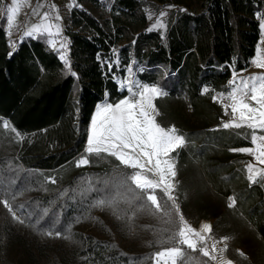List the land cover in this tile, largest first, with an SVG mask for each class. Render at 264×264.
Instances as JSON below:
<instances>
[{
	"label": "trees",
	"instance_id": "trees-1",
	"mask_svg": "<svg viewBox=\"0 0 264 264\" xmlns=\"http://www.w3.org/2000/svg\"><path fill=\"white\" fill-rule=\"evenodd\" d=\"M74 1L81 7L69 10L64 35L75 76L41 37L23 38L11 49L0 14V118L20 134L18 157L9 169L15 186L40 181L42 188L50 187L52 182H45L43 175L63 170L83 151L97 103H117L127 95L114 79L115 68L108 67L107 58L119 47L120 65L132 63L137 80L165 91L167 121L158 116L157 122L174 126L185 136L184 146L173 153L181 213L192 220L212 218L211 232L217 237L230 236L227 225L233 224L240 233H251L264 253L263 189L247 179L245 156L233 151L250 145V132L244 136L239 130L223 128L222 108L213 100L215 93L226 89L233 72L249 67L259 40L257 15L264 13V0H155L184 8L169 18L164 37L147 29L141 0ZM156 103L162 109L159 100ZM97 157L89 154V167L65 184H88L83 199L89 203L114 193L123 179L117 171H96ZM157 195L163 194L157 190ZM46 197L38 194L25 205L37 202L44 207ZM230 197L236 201L233 207L227 203ZM63 209L56 206L44 215L45 228L62 231L74 220L76 209ZM5 232L8 245L21 253L8 264H37L41 248L12 227ZM85 237H80L83 255L92 264H131L130 256L120 252L115 242L107 252L102 241ZM143 256L149 255L134 258ZM231 258L240 264L237 256ZM64 262L60 258L56 263Z\"/></svg>",
	"mask_w": 264,
	"mask_h": 264
},
{
	"label": "rangeland",
	"instance_id": "rangeland-1",
	"mask_svg": "<svg viewBox=\"0 0 264 264\" xmlns=\"http://www.w3.org/2000/svg\"><path fill=\"white\" fill-rule=\"evenodd\" d=\"M143 11L147 18V29H152L158 22L162 23L164 27L154 28L162 37H164L169 18L172 17L176 12L184 10V8L173 2L158 3L155 0H141ZM19 6V11L15 15L14 24L15 26L11 29V35L8 34L9 26L7 21V15H10V9ZM53 6H55L53 8ZM75 6L81 7L75 3L74 0H16V4H13V0H1L0 14L4 18V29L6 36L9 40L10 47L12 48L16 43L26 37H41L47 43H49L54 51L57 52L59 58L61 56L66 57V49L68 48V40L64 35L65 19L69 10ZM83 8H85L83 6ZM87 8V7H86ZM37 13V14H34ZM161 12L165 15L161 16ZM47 13L48 19L42 21L43 15ZM59 15L60 19L56 20L55 17ZM151 16V19L149 18ZM260 34L259 40L256 45L255 55L251 58L249 65L251 70L254 69V74H264V69L257 68L252 61L257 56V50H260L261 54H264V29L261 28V22L264 20V13L258 14ZM43 22L44 24L51 25V34L45 32L42 35L26 36L25 31L29 30L33 25ZM57 26H59V33H57ZM51 48V47H50ZM118 48H114L111 51L109 59L107 58L108 65L112 64L115 68L116 74L114 79L117 82V78L124 79L129 76L126 71L128 67H132L133 64L120 65V58L118 56ZM52 49V48H51ZM65 62L63 59H61ZM134 79H137L134 76ZM118 84V83H117ZM153 86V85H149ZM232 87V84H230ZM119 87V85H118ZM120 88V87H119ZM127 92V90L125 89ZM164 93L165 91L162 90ZM166 94V93H165ZM165 94L161 95L154 100V104L159 113L158 116L164 117L163 122L167 121L166 113L167 104L165 101ZM220 94H224L220 97ZM125 97H128V92ZM217 99H214L216 103H221L224 99L228 100L227 93H217ZM76 96L74 95L73 101ZM157 100H159L162 109L157 106ZM229 101V100H228ZM175 105V103H172ZM229 112V109H228ZM157 116V117H158ZM156 117V119H157ZM0 121L7 122L9 127L5 128L3 123H0V264H8L9 261H17L20 258L21 253L17 252L14 247L9 246L6 239V228L12 227L19 234L21 233L26 237V241L30 242L31 245L39 246L40 253L37 255V264H57V260L62 258L64 264H92L86 255H83L84 246L80 239H87V235H92L94 238L103 242L106 247L105 250L109 252L111 250L112 242H115L119 247L120 252L130 256L131 264H153V254L161 250V245L157 244L159 233L154 234L155 229L169 227L163 224L159 219L150 215L146 210L143 212L136 211L135 208H129L125 204H120V208L127 211V217L117 219L116 215L109 208L101 209L93 207V204L97 200L92 202H85L83 195L88 191V184L82 183L78 186L67 187L66 181L70 180L76 173L85 171L89 167L90 162L87 165L80 167L76 166V162L81 158H87L89 160L88 153H82L76 156L70 164L63 170L57 173H50L48 176H44L45 182H52V185L48 188H42V182L38 181V184L29 187H16V180L11 174L14 166L12 163L18 157L17 150L19 147L20 138L12 131L10 123L0 118ZM173 126H167L169 128ZM247 128V127H246ZM251 133V131H249ZM246 132L242 135L245 136ZM258 135L264 133H257ZM249 134V139H250ZM259 143V141H258ZM255 145L251 148L255 149ZM103 157V158H101ZM114 157L100 156L97 157L94 162V168L96 171H117L131 172V169H125L122 165L116 163ZM244 170L246 176H249L248 165H252L254 169H264V164H260L254 155L246 154L244 158ZM177 183V182H176ZM175 183V184H176ZM256 183H258L263 189L264 195V178L257 176ZM42 188V189H41ZM179 204V196L175 193ZM44 195L45 205L40 207L39 204L33 203L25 205L26 202L36 195ZM13 195L15 199H13ZM7 199L15 211L16 217L14 219L12 214L6 209L2 203L3 200ZM80 199V200H79ZM80 202V203H79ZM230 199H227V203H230ZM23 206V207H20ZM63 206V211L66 212L69 208L76 209L73 213L74 220L65 227L61 232V237L55 236L56 230L53 228H45L43 224L44 215L53 207ZM32 209V211L30 209ZM38 211L42 212L41 215ZM32 212H34L32 216ZM135 212V216L132 219L128 217L132 216ZM36 214V215H35ZM20 220L23 223L19 222ZM38 222V223H37ZM70 227V233L67 229ZM229 228L228 236L226 241L222 238L225 236L217 237L212 234V237L218 240V244L221 248L226 247V253L232 257L237 256L241 261L240 264H259L264 262V253L260 252V244L254 239L251 233H248L243 229L244 233H240L237 226L230 224L227 225ZM52 231L53 236L49 237L44 235L45 232ZM64 235H70L71 239H64ZM151 244V246H149ZM247 246L248 249L244 250L241 246ZM12 247V248H11ZM148 253L150 256H143L139 259H135V254ZM186 253L195 258V261H199L200 264H211V260L208 257H203L202 254L197 250L192 252L186 250ZM243 253V256L241 255Z\"/></svg>",
	"mask_w": 264,
	"mask_h": 264
},
{
	"label": "snow or ice",
	"instance_id": "snow-or-ice-1",
	"mask_svg": "<svg viewBox=\"0 0 264 264\" xmlns=\"http://www.w3.org/2000/svg\"><path fill=\"white\" fill-rule=\"evenodd\" d=\"M13 4H16V0H13ZM18 11L19 6L13 7L10 9L11 14L7 15L9 35H11L12 27L15 26L14 18ZM34 14L37 13L34 12ZM160 15L163 16L165 13L161 12ZM149 18L151 19V16ZM47 19L48 14L45 13L42 21ZM55 19L59 20V15ZM51 27V25L41 22L25 31V35H42L45 32L50 35ZM157 27L162 28L164 25L158 22L149 31ZM261 28L264 29V20L261 22ZM59 31V26H57V33ZM61 59L65 61L68 72L75 76L66 57L62 55ZM252 63L257 68L264 69V54H261L259 49ZM108 67L111 69L112 64H109ZM142 70L137 69V71ZM126 71L129 76L124 79L117 78V83L121 90H127L128 97L117 103H104L97 106L91 121L85 151L88 154H96L98 157L101 153L107 154L119 161V165L132 171L122 172L123 179L115 185V192L97 199L93 207L102 210L109 208L117 219H122L127 217V211L119 206L125 204L129 208L135 207L136 211L146 210L163 224L168 225L169 227L154 230V234H160L157 240L158 245H170L161 247L160 251L153 254L155 264H194L195 258L187 254L186 250L192 252L198 250L203 257L217 261V256L212 254L216 251V243L212 244L211 250L207 244V240L210 239L207 234L211 233L212 226L204 223L199 230L191 227L181 214L177 199L173 195L176 188V184L173 183L176 171L171 154L184 146L185 136L178 134V130L174 126L165 128L156 120L159 113L154 100L165 93L158 86H149L134 79L135 73L132 67H128ZM230 83L233 87L227 93L226 98L230 103L225 105V115H229L228 109L230 108L231 119L224 122L222 127L225 129L232 127L251 129V143L256 146L255 149L245 147L233 149V151L254 155L260 164H264V134L257 135L258 132L264 133V74L242 77L239 84H236L234 75ZM223 95L220 94V97ZM0 123H3L5 128L9 127L7 122L0 121ZM12 131L16 132L14 128ZM16 134L20 135L18 132ZM88 163L87 158H81L76 162V166L80 167ZM248 172V179L252 183H256L257 176L264 178V169L256 170L252 165H248ZM51 182L54 183L55 180L53 179ZM104 183L107 185L108 181L105 180ZM157 190L163 194L161 197H158ZM96 191H103V189ZM12 198L15 199V196L13 195ZM229 199L231 202L228 206H235V199L233 197ZM2 203L14 219H19L7 199ZM134 216L135 212L128 219H132ZM19 222L23 223L22 220ZM67 231L70 233V227ZM44 235L52 237L53 232L47 231ZM61 235L60 231L55 232L57 238H60ZM63 238L71 239V236L64 235ZM227 239V237L222 238L223 241ZM225 251L226 247L220 250L221 253ZM241 255L243 256V253ZM195 264H200V262L195 261ZM219 264H233V262L221 258Z\"/></svg>",
	"mask_w": 264,
	"mask_h": 264
},
{
	"label": "crops",
	"instance_id": "crops-1",
	"mask_svg": "<svg viewBox=\"0 0 264 264\" xmlns=\"http://www.w3.org/2000/svg\"><path fill=\"white\" fill-rule=\"evenodd\" d=\"M21 41V40H20ZM20 41H18L17 43H19ZM16 43V44H17ZM48 45L54 50V48L48 43ZM16 45H14L11 49H14ZM67 55H68V48L66 49V59H67ZM68 61V59H67ZM251 65H249V67L247 69H244V70H241V71H238V72H233L231 77L229 78L228 82H227V86H226V89L224 91H221V92H218V93H228L231 89V86H230V82L233 80V77L235 75V80H236V84H239L240 83V80L242 77H249V76H252L251 74H254V69L251 70ZM233 87V85H232ZM217 96V93L214 94L213 96V100H214V97ZM126 98V97H124ZM123 98V99H124ZM215 101V100H214ZM119 102V101H118ZM104 103H108L106 100H103L99 103H97V105L95 106L92 114H91V117H90V121H89V124H88V129H87V135H86V141H85V145H84V149L83 151L80 153H86V147H87V140H88V136L90 134V129H91V121H92V118L94 117L95 115V112H96V109H97V106L98 105H102ZM230 103V101L228 100H223L221 103H217L221 108H222V111H223V118L221 120V126L224 122H227L231 119V109L229 108V115H225V105H228ZM157 117V116H156ZM157 120V119H156ZM228 129H231V130H234V131H237L239 130L241 132V134H243V132H246V131H251V135H252V130L249 129V128H246V127H242V128H235V127H232V128H228ZM251 135H250V145L249 146H241V147H237L235 149H239V148H245V147H249L251 148L253 146V144L251 143ZM258 135V134H257ZM178 150V149H177ZM176 150V151H177ZM238 153H241L243 154L244 156L247 154V153H242V152H239V151H236ZM174 153V152H173ZM173 153L171 154V157H172V160L175 164V171H176V177L174 178L173 180V183H176L177 182V168H176V162H175V158L173 156ZM151 175V174H149ZM247 179H248V175L246 176ZM249 180V179H248ZM250 181V180H249ZM251 182V181H250ZM181 212V211H180ZM182 214V213H181ZM183 215V214H182ZM184 216V215H183ZM185 220L188 222V224L193 227L194 229L196 230H199L201 228V225L204 224V223H208L212 226V223H213V219L212 218H205V219H198V220H192L191 218H186L184 216ZM210 239L207 240V244L209 246V250H211V246L212 244L215 242L216 243V251L213 252L212 254L213 255H216L217 256V261H212L211 260V264H219V261L221 258H224V259H227V260H231L233 262V264H238L233 258H231L226 252H223L221 253L220 250L221 249H224V248H221V246L218 244V240H216L215 238L212 237V232L207 234ZM153 264H155V258L153 256Z\"/></svg>",
	"mask_w": 264,
	"mask_h": 264
}]
</instances>
